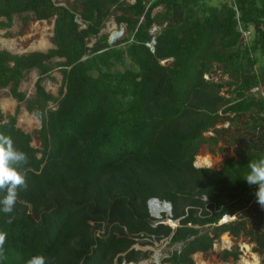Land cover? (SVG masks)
Listing matches in <instances>:
<instances>
[{"label":"trees","instance_id":"trees-1","mask_svg":"<svg viewBox=\"0 0 264 264\" xmlns=\"http://www.w3.org/2000/svg\"><path fill=\"white\" fill-rule=\"evenodd\" d=\"M30 12L54 18V47L0 48V90L41 121L39 147L16 113L0 123L28 157L27 188L12 213L0 212L7 233L0 264H26L36 254L47 264L138 263L151 252L134 245L152 239L176 245L162 263L196 264L193 254L212 251L223 233L247 237L264 253L258 185L244 179L248 164L264 159V96L250 93L264 80V0H0V29ZM110 16L127 33L114 44L100 35ZM54 67L63 76L58 97L42 84ZM215 67L227 81H214ZM32 69L39 76L28 97L20 84ZM225 85L233 97L222 93ZM230 119L233 131L216 127ZM221 141L219 167L194 166L202 144L214 155ZM230 146L234 155H225ZM153 197L171 203L176 226L150 215ZM225 215L234 219L222 222ZM214 253L227 261L240 251Z\"/></svg>","mask_w":264,"mask_h":264},{"label":"rangeland","instance_id":"rangeland-1","mask_svg":"<svg viewBox=\"0 0 264 264\" xmlns=\"http://www.w3.org/2000/svg\"><path fill=\"white\" fill-rule=\"evenodd\" d=\"M54 1L64 5H70V3L72 2V0H54ZM224 1L227 0H204L205 4L207 5H220ZM53 20L54 18L48 20H44V19L37 20L34 18V14L32 12L26 14L24 13L22 15H14L12 26L8 29H0V35H1L0 48L8 50L9 52L14 54H23L31 51L45 52L48 49L53 48L54 47V44L52 42ZM78 23L80 24L81 27L85 26V23L81 19H79ZM121 27H123V32L120 35V37L116 39V41L127 38V33H126L125 25L117 24L114 21L113 16H110L104 22V25L100 31V35H105L108 39V37L112 32L119 31ZM156 30H158V27L155 26L153 28V32H155ZM252 36H253V29L250 28L249 31L243 33V41L249 42ZM41 40L44 42V44L40 45ZM95 40L96 39L94 37H91L90 40L88 41V45L91 46ZM119 46L122 47L124 46V44H120ZM58 60L59 59L56 58L53 60V62ZM125 66H127V64H125ZM117 68L122 69V66H117ZM211 74L214 78V81L228 80L227 75L222 73L218 67H215V69L212 70ZM38 76H39L38 71L36 69H32L28 73H26V75L23 77L21 81L20 89L24 91L28 97H30L34 92V83L38 78ZM62 79L63 76L61 69L59 67H54V69L50 72V75L48 77H44L42 84L48 92L58 97L60 95V91L63 89ZM221 91L227 97L234 96L233 92H229L227 85H225ZM250 93L255 94V96L258 95L264 96V80L257 87L251 89ZM0 111H1L0 123L5 121L7 114L16 113L17 126L23 129L25 132L31 134L32 146L39 147L40 141L36 135V131L41 126L40 119L36 115L27 111L24 102H18L17 100L12 98L7 88H3L0 90ZM241 125L242 124H239L238 126ZM216 127L229 128L231 129V131H233L234 128H236L233 119L222 121ZM210 134H212V131H208L204 133L205 136H208ZM225 145L226 144L221 141L218 144V146L213 148V152H214L213 155L209 147L205 144H202L200 146L198 154L195 157L194 162L196 161L198 155H209L213 159V162L210 165V167H216V168L219 167L220 161L222 159L220 148L225 147ZM224 154L230 156L234 155L233 147L231 146L228 147V149L224 152ZM158 220L168 225H171L172 227L177 225L176 221H172V223H169V219H167L166 214H163L162 218H159ZM222 235H225L227 238L230 239V244L228 246L223 245L222 239L224 237H222ZM222 235L215 240L212 251H209L207 253H201V252L194 253L193 258L196 264H201V262H203L204 264H243L242 259L249 258L252 255L257 257L259 264H264V253L255 251L254 250L255 244L253 242H250L247 237H244L242 235L238 237H233L225 233H223ZM134 246L137 249L151 252L148 258L142 259L148 262L156 257L160 258L162 256L167 255L176 247V245H169L168 240L166 239H161L160 241H156L152 239L151 242L146 245H141L140 243L137 242ZM245 247H247L248 250H246ZM223 249H236L240 251L238 259L233 260L232 258H229L227 261L218 259L214 252H219ZM114 264H121V263L115 261ZM133 264H138V263H133Z\"/></svg>","mask_w":264,"mask_h":264},{"label":"clouds","instance_id":"clouds-1","mask_svg":"<svg viewBox=\"0 0 264 264\" xmlns=\"http://www.w3.org/2000/svg\"><path fill=\"white\" fill-rule=\"evenodd\" d=\"M28 163L25 152L15 147L10 136L0 133V212L10 214L17 201L19 191L27 188L26 176L23 171ZM249 171L244 177L249 185H258L255 193L257 203L264 208V159L253 161L248 164ZM12 223V218L7 219ZM7 238L5 231H0V259L4 256V244ZM26 264H47L43 254L31 256Z\"/></svg>","mask_w":264,"mask_h":264},{"label":"bare ground","instance_id":"bare-ground-1","mask_svg":"<svg viewBox=\"0 0 264 264\" xmlns=\"http://www.w3.org/2000/svg\"><path fill=\"white\" fill-rule=\"evenodd\" d=\"M116 32L117 31H114L111 34L116 33ZM41 44H44L42 40L40 41V45ZM212 162H213V159L211 156L198 155L196 158L195 164L199 166H210ZM150 209L153 214L158 215L160 218H162L163 214H166L168 212L167 208L164 205L159 206L156 202H151ZM233 218L234 217L225 216V218L222 219V222L231 220ZM169 223H172V221L169 220ZM222 242H223V245L228 246L230 244V239L224 236V238L222 239ZM245 249L248 250L247 247H245ZM242 262L243 264H259L257 257L254 255H252L249 258H243ZM201 264H204V263L201 262Z\"/></svg>","mask_w":264,"mask_h":264},{"label":"water","instance_id":"water-1","mask_svg":"<svg viewBox=\"0 0 264 264\" xmlns=\"http://www.w3.org/2000/svg\"><path fill=\"white\" fill-rule=\"evenodd\" d=\"M77 20V22H79V18H77L76 19ZM53 24H54V20H53ZM122 32H123V27H121V29L119 30V31H117L116 33H113V34H110V36L108 37V39H107V42L109 43V44H112V43H114L115 41H116V39L118 38V37H120V35L122 34ZM154 43H155V40L153 39L152 41H151V43H149L148 45H149V47H150V49L153 51L154 50ZM194 166H196V167H202V166H197L196 164H195V162H194ZM205 167H209V166H205ZM151 202H156L159 206L160 205H164L166 208H167V210H168V212L166 213V217L170 220L171 219V215H172V212H171V203L170 202H168V201H161L160 199H158V198H156V197H153V198H150L148 201H147V206H148V209H149V213H150V215L152 216V217H154V218H157V219H159L160 217L158 216V215H155V214H153L152 213V211H151V209H150V205H151ZM178 222V221H177ZM164 223V222H163ZM166 224V223H165ZM225 234H228V233H225ZM225 235H222V237H224ZM214 246V245H213ZM135 247V246H134ZM194 255V254H193ZM161 259H162V257H160V258H158V257H156V258H154V259H152L151 261H145V260H141V261H139L138 262V264H165V263H162L161 262ZM121 264H133V262H129V263H127L126 261H123Z\"/></svg>","mask_w":264,"mask_h":264},{"label":"built area","instance_id":"built-area-1","mask_svg":"<svg viewBox=\"0 0 264 264\" xmlns=\"http://www.w3.org/2000/svg\"><path fill=\"white\" fill-rule=\"evenodd\" d=\"M225 216H229V215H225ZM223 218H225V217H223ZM223 218H222V219H223Z\"/></svg>","mask_w":264,"mask_h":264}]
</instances>
